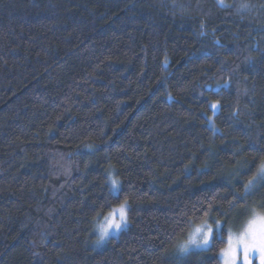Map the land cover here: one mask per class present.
Here are the masks:
<instances>
[{"label": "trees", "instance_id": "obj_1", "mask_svg": "<svg viewBox=\"0 0 264 264\" xmlns=\"http://www.w3.org/2000/svg\"><path fill=\"white\" fill-rule=\"evenodd\" d=\"M260 158L264 0H0V264H221Z\"/></svg>", "mask_w": 264, "mask_h": 264}, {"label": "snow or ice", "instance_id": "obj_2", "mask_svg": "<svg viewBox=\"0 0 264 264\" xmlns=\"http://www.w3.org/2000/svg\"><path fill=\"white\" fill-rule=\"evenodd\" d=\"M222 3V0H221ZM246 7V5H242ZM203 26V25H202ZM203 34V33H201ZM167 60H165V65ZM211 108L215 110L217 104H212ZM264 181V158L259 159L255 174L244 185V192L242 194H233V200L230 204L238 198H243L249 195L256 187L258 182ZM118 181L111 180V184L116 186ZM248 207L249 216L238 236H233L231 233L228 236V252L225 255L231 256V264H235L238 253L242 251L244 264H251L249 256L253 252H259V264H264V202L259 205L246 206ZM129 209L128 201L113 208L108 215L104 217V221L99 225V240L97 243L103 241L113 231H120L127 226ZM195 211V208L193 209ZM191 223V221H189ZM213 239V228L208 225L207 221L201 226L195 228L183 243L178 245V251L181 254H187L192 248H202L210 245Z\"/></svg>", "mask_w": 264, "mask_h": 264}, {"label": "rangeland", "instance_id": "obj_3", "mask_svg": "<svg viewBox=\"0 0 264 264\" xmlns=\"http://www.w3.org/2000/svg\"><path fill=\"white\" fill-rule=\"evenodd\" d=\"M110 187H111V190L116 193L118 191V183L116 186H112L110 184ZM122 204V203H121ZM118 207V206H116ZM115 208V207H113ZM111 208V210L113 209ZM110 210V211H111ZM109 211V212H110ZM108 212V213H109ZM107 213V215H108ZM106 216V215H105ZM102 217V219L100 220V222H98V238H97V241L99 240V225L103 223L104 221V217ZM249 216V211H248V208L243 212V214L239 217V215H233V217L228 220V221H225V220H216L214 223H210L207 221L208 225L211 226L213 228V236H214V233H215V230L217 232H219L221 230V228L223 226H226V240H227V243L225 245L224 248H222V250L220 251V260H221V264H231V256L230 254L229 255H225L226 252H228V236L229 234L231 233L234 237L235 236H238L240 231H242L243 229V226L244 224L246 223V220ZM204 222L200 223V224H196L191 232H193L195 230L196 227L198 226H201ZM124 228V227H123ZM122 228V229H123ZM121 229V230H122ZM190 232V233H191ZM119 233V231H113L111 232V234L106 237L103 241L99 242V243H96L98 244L99 246H102L105 244L106 240L110 237V236H113V235H117ZM189 236V235H188ZM187 236V238H188ZM186 238V240H187ZM209 246V245H208ZM207 246V247H208ZM202 248H206V247H202ZM192 249H201V248H192ZM177 252L178 249H177ZM249 260L251 261V264H259V252H253L250 256H249ZM235 264H244V259H243V254H242V251L238 253V256L235 260Z\"/></svg>", "mask_w": 264, "mask_h": 264}]
</instances>
